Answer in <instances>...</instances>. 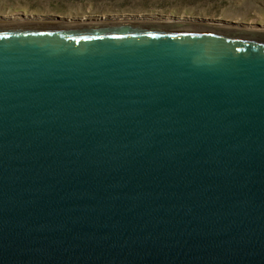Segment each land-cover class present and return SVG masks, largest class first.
I'll return each mask as SVG.
<instances>
[{
    "label": "water",
    "instance_id": "obj_1",
    "mask_svg": "<svg viewBox=\"0 0 264 264\" xmlns=\"http://www.w3.org/2000/svg\"><path fill=\"white\" fill-rule=\"evenodd\" d=\"M117 16L0 17V264H264V27Z\"/></svg>",
    "mask_w": 264,
    "mask_h": 264
},
{
    "label": "rangeland",
    "instance_id": "obj_2",
    "mask_svg": "<svg viewBox=\"0 0 264 264\" xmlns=\"http://www.w3.org/2000/svg\"><path fill=\"white\" fill-rule=\"evenodd\" d=\"M117 15L124 18L117 22L126 20V15H164L264 27V0H0V17L6 19L26 16L23 21H32L33 16H60L93 20Z\"/></svg>",
    "mask_w": 264,
    "mask_h": 264
},
{
    "label": "bare ground",
    "instance_id": "obj_3",
    "mask_svg": "<svg viewBox=\"0 0 264 264\" xmlns=\"http://www.w3.org/2000/svg\"><path fill=\"white\" fill-rule=\"evenodd\" d=\"M12 20H10V21H19V19H17V18H11ZM109 19V18H108ZM127 20V19H126ZM123 20L122 22L121 21H118V22H120V23H154V22H151V21H146V22H137V21H129V20ZM82 23H81V25H85V24H87L88 25V23L86 22L87 20H84V19H82ZM32 22V21H31ZM101 22H103V23H105V22H113V21H110V20H106L105 18H104V20H102ZM117 22V21H116ZM253 23V22H252Z\"/></svg>",
    "mask_w": 264,
    "mask_h": 264
}]
</instances>
